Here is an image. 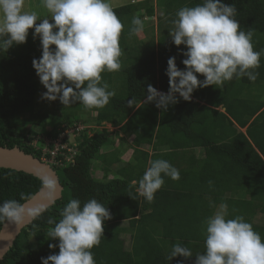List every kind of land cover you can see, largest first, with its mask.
<instances>
[{"label":"trees","instance_id":"obj_1","mask_svg":"<svg viewBox=\"0 0 264 264\" xmlns=\"http://www.w3.org/2000/svg\"><path fill=\"white\" fill-rule=\"evenodd\" d=\"M163 6L156 42L150 35L134 46L128 37L154 15L153 0L85 16L81 37L101 51L92 65L66 56L64 44L79 39L78 18L0 32V147L39 158L13 129L33 123L55 137L60 120L88 126L77 133L74 165L54 168L61 197L21 230L0 264H264V0ZM230 49L236 54L226 63ZM49 65L60 69L47 72ZM76 71H87L88 81L67 77ZM118 73L123 84L112 83ZM39 78L55 95L52 130L35 122ZM104 122L116 130L97 129ZM130 125L131 157L118 166V148L100 149ZM193 141L204 157L173 171L188 152L182 145ZM97 161L102 180L92 174ZM41 186L30 174L0 168V228Z\"/></svg>","mask_w":264,"mask_h":264},{"label":"rangeland","instance_id":"obj_2","mask_svg":"<svg viewBox=\"0 0 264 264\" xmlns=\"http://www.w3.org/2000/svg\"><path fill=\"white\" fill-rule=\"evenodd\" d=\"M18 0V9H22V11L20 10H16L14 13H12V16H10V10L7 6H4V2L5 0H1L0 1V5H3L0 7V22H1V26L0 29H4V27H14L16 26H22L25 25V23L22 21L23 20V15H27L29 14V19H33L34 21H41L44 20L46 17L49 18V16H54L56 14V0ZM124 1V0H122ZM161 1V3H167L168 0H159ZM17 2V0H16ZM21 2V3H20ZM59 4L62 3L61 1H58ZM67 3H70V7H66ZM109 3H113L115 6L112 7H117L118 5H116L117 2L111 1V0H67L65 3H63V5L65 6V8L61 9L63 12L65 13H86V12H90L91 11H98L99 7H104L106 5H109ZM98 5L97 9L93 8V6ZM62 6V5H61ZM61 8V7H60ZM87 9V10H86ZM13 14L15 15V18L13 19ZM186 18L188 19V16H186ZM185 18V19H186ZM179 25L174 26V32L178 31L177 27ZM133 41V40H132ZM130 41V42H132ZM129 51H134L135 53H137L138 51L132 50V47H130L128 49ZM232 50L230 49V52L228 51L224 57V62H228L231 59V55L233 52H231ZM131 52V54H132ZM233 54H236V52H234ZM128 55L123 54L122 55V60H125L127 58ZM134 57V55L131 56V58L129 57L128 60L131 61V59ZM90 59V58H88ZM92 60V58L90 59ZM119 75V73H118ZM117 80L119 84H123L124 83V76L123 75H119L118 78L113 79L112 83H114V81ZM38 81V89H37V93H36V97H35V106H34V112H41L40 118L36 119L37 121L35 122H43L46 123L45 127L46 128H50L52 127V121L59 119L58 118V113L54 111L52 105L54 106L55 104V97L54 95H52L53 93H51L50 91H47L46 88V78H39L37 79ZM121 93H124V91H122ZM84 115V114H83ZM83 115H81L80 117H83ZM90 116V118H93V114H88ZM88 116V117H89ZM66 123L63 120H60V122L58 123V126H61V124ZM91 126H94V122L91 121ZM100 128H106L109 131H114L116 130L115 126H110L108 124H101V126H99L97 129ZM25 129H31V131L33 133H36L37 131H40V127L37 125H34L33 123H29V125L27 127H25V125L21 126L19 130L23 131ZM97 129H90V133H93L94 130ZM135 129V126L130 125L129 133H122V137L120 138V140L117 142H114V145L109 146V145H105L104 147H102L100 149V152H104L107 151L108 149L111 148H116L118 147L119 151H120V155L119 158L117 159V161L119 163H115L116 165L118 164H122V162H126V160L130 157L131 151H132V139L134 138L133 136V130ZM18 130V131H19ZM116 138V135H113V139ZM117 141V140H115ZM115 144H117L115 146ZM146 149H149L148 147H144ZM100 164L99 162H95L92 165V174L94 176V178L96 179H100L102 180V173L100 170ZM108 177H110L108 175ZM145 188H140L138 189L139 193H142L144 191ZM222 217V209L218 208L216 209V212L214 214L213 219L215 221H220ZM261 216H257L254 220L256 223H258L259 221L261 222ZM122 237L124 238V243H125V248L129 249L130 246V238L128 234H123ZM31 238V237H30ZM234 264H244L241 262H237V260L234 261Z\"/></svg>","mask_w":264,"mask_h":264},{"label":"crops","instance_id":"obj_3","mask_svg":"<svg viewBox=\"0 0 264 264\" xmlns=\"http://www.w3.org/2000/svg\"><path fill=\"white\" fill-rule=\"evenodd\" d=\"M58 1H61V0H56V2H57V4H56V8H57L56 9L57 10L56 14L54 16H49V18L46 17L44 20H41V21H46V20H49V19H52V18H58V19L78 18V19H80V22L82 24V25L79 26L80 28H78V31L76 32L78 34L77 36L79 37V39H77L78 41L64 44L65 47H66V50H67L66 56L69 59H72L74 56H84L86 58H90L91 59L92 57L96 56V54H100V52H101L99 50L100 48L96 49V47H95L93 42L84 41L83 38L81 37L82 36V30H83L82 27L85 25V18L84 17L89 15V14L99 13V12H102V11H105V10H109V9L115 8V7H112V6H115V5L113 3H109V5H106L104 7H99V8L97 7L98 5H95V6H93V8H96V9L98 8V11H91V13L90 12H86V13H80L79 14V13H65V12H63L61 9L65 8L63 3H65L67 0H62L61 4H59ZM111 1L117 2L116 5H118L117 7H119V6H122V5L137 3V2L143 1V0H124V1H122V0H111ZM1 6H3V5H0V7ZM4 6H7L9 8L10 16H12V13H14L16 10L22 11V9H20V8L18 9L17 8L18 7V0H17V2H16V0H5ZM153 6H154V15L151 16V17H147V16L143 17V19L140 22H138L137 30L134 33L129 35L128 41L133 46L137 45V43L142 42L143 40L148 38V36H150V35L154 36V41L156 42V39H157V24L159 22L158 17L162 16L163 17L162 19L165 18V15H163L164 12H165L164 11L165 10V6H163V3H161V1H159V0H153ZM66 7H70V3H67ZM143 13H144V10H140L138 12H135L134 16L135 17H139V16L143 15ZM14 14H16V13H14ZM14 14H13V19L15 18ZM162 19H161V21H162ZM22 21L25 24H30V23L34 22L33 19H29V14H27L25 16L23 15V20ZM1 25L2 24L0 22V26ZM176 25H179L177 27L178 31L181 30L182 23H177ZM17 27H19V26L15 25L14 27H4V29H0V32H4L6 30H10V29L17 28ZM70 37H73V35H71ZM130 41H132V42H130ZM90 59L87 62L88 65H92V61ZM59 69H60L59 66L49 65L47 67L46 71L47 72L57 73L59 71ZM67 77L71 78V79H74V80H79L81 82H87L88 79H89V75H88L87 71L70 72V73L67 74ZM46 81H47L46 82V88H47L48 79H46ZM47 91H50V90L47 88ZM50 92L53 93L52 91H50ZM159 93L160 92H158V94ZM52 95H54V93ZM198 102L200 104L206 105V103H204L202 101H198ZM216 109L219 110V111H222V112L224 111V109L221 106L217 107ZM105 123L106 122H104L102 124H105ZM106 124L110 125L109 123H106ZM241 131L244 132V129H241ZM119 136L122 137V134H120ZM118 141H119V139H117V141H115V142L119 143ZM116 145L117 144H115V146ZM116 148H118V147H116ZM181 149L187 150L188 152L185 154V157L183 159L179 158L180 159L179 160L177 158V160L175 159L173 161V165H172V169H174L173 171H180V169H186L189 166V159L188 158L191 157V156H194L196 159H202L204 157L203 148L201 146V142L200 141H193V142H190V143H187V144H183ZM110 150H112V148L108 149L107 151H110ZM104 152H106V151H104ZM104 152H102V153H104ZM130 157H131V154H130ZM130 157L126 160V162L130 160ZM115 163H119V162L116 160ZM145 192H153V189L145 188L142 193H145Z\"/></svg>","mask_w":264,"mask_h":264},{"label":"water","instance_id":"obj_4","mask_svg":"<svg viewBox=\"0 0 264 264\" xmlns=\"http://www.w3.org/2000/svg\"><path fill=\"white\" fill-rule=\"evenodd\" d=\"M0 168L30 174L42 181L40 189L7 217L0 228V260L13 245L16 237L33 219L61 197L62 185L56 171L33 154L18 146L0 147Z\"/></svg>","mask_w":264,"mask_h":264},{"label":"built area","instance_id":"obj_5","mask_svg":"<svg viewBox=\"0 0 264 264\" xmlns=\"http://www.w3.org/2000/svg\"><path fill=\"white\" fill-rule=\"evenodd\" d=\"M88 126L75 124H61L57 127L55 137H50L40 129L33 133L31 129H25L22 132L13 129V133L18 134V139L25 142L26 145L39 152V160L49 164L54 168H65L74 165L75 157L78 154L76 136L81 130ZM52 130V128H47ZM88 134L91 133L88 131Z\"/></svg>","mask_w":264,"mask_h":264}]
</instances>
